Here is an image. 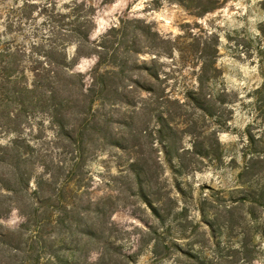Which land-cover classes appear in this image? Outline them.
<instances>
[{"label":"rangeland","instance_id":"1","mask_svg":"<svg viewBox=\"0 0 264 264\" xmlns=\"http://www.w3.org/2000/svg\"><path fill=\"white\" fill-rule=\"evenodd\" d=\"M23 2L0 42L44 34L45 0L5 28ZM49 2L92 19L109 93L76 143L0 97V264H264V0ZM94 49L67 48L86 85Z\"/></svg>","mask_w":264,"mask_h":264},{"label":"trees","instance_id":"2","mask_svg":"<svg viewBox=\"0 0 264 264\" xmlns=\"http://www.w3.org/2000/svg\"><path fill=\"white\" fill-rule=\"evenodd\" d=\"M33 5L24 0L21 7L9 9L4 18L5 28L10 29L12 26L20 28L24 21H30L21 12L34 7ZM55 8L56 5L49 0H45L42 5L40 11L44 21L41 30L44 34L39 35L38 28L29 26L31 27L28 32L29 40L24 38L23 44L0 42V97L7 94L2 100L11 99L16 106L13 110L18 119L14 123L13 131L23 125L20 117H24L27 110L35 109L52 117L53 123L61 131H66V124L62 119L64 115L87 116L95 103L104 102L108 97L107 76L110 72L103 71L99 74V68L104 65V61L96 54L97 51L106 48L89 42L91 29L88 25H92V19L84 18L81 22L76 17L72 20L71 18L79 13L74 4L66 7L69 11L67 14H60ZM208 9L210 8H204L201 13L207 12ZM83 45H89V49L96 48L89 54L96 55L97 63L88 74L90 79L88 85L80 73L73 71L75 64L67 55L69 46L75 47L77 55ZM114 53L115 51L110 58L113 62L116 61ZM124 63L125 61L120 60L116 66L119 69L118 74L123 71ZM67 133V139L73 143H76L75 137H79L80 141L83 137H89L85 136L84 132L76 134L73 127Z\"/></svg>","mask_w":264,"mask_h":264}]
</instances>
